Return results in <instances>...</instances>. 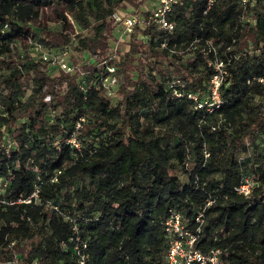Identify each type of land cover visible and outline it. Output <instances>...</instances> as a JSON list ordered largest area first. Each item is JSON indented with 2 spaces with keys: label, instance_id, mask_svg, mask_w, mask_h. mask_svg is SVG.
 <instances>
[{
  "label": "trees",
  "instance_id": "obj_1",
  "mask_svg": "<svg viewBox=\"0 0 264 264\" xmlns=\"http://www.w3.org/2000/svg\"><path fill=\"white\" fill-rule=\"evenodd\" d=\"M156 1L0 0V68L7 70L0 75V177L10 178L2 195L14 201L0 204V264H82L76 245L85 264H167L170 212H182L195 230L204 207L196 248L220 249V264H264V153L247 155L264 138V0L247 7L219 0L208 14L205 0L175 6L171 43L211 38L225 61L222 103L213 111L189 97L210 92L215 67L204 43L170 54L153 23L121 37L114 12L133 3L147 16ZM51 3L63 6V22L70 14L81 32L92 30L75 42L63 31L42 40L50 51L68 50L83 74L42 55L8 59ZM122 42L128 48L118 46L110 61L119 82L109 95L101 63ZM177 77L181 96L168 84ZM146 108L164 112L159 125L144 122ZM78 122L80 148L69 143ZM175 170L187 172L188 182ZM246 180L251 190L240 193Z\"/></svg>",
  "mask_w": 264,
  "mask_h": 264
},
{
  "label": "built area",
  "instance_id": "obj_2",
  "mask_svg": "<svg viewBox=\"0 0 264 264\" xmlns=\"http://www.w3.org/2000/svg\"><path fill=\"white\" fill-rule=\"evenodd\" d=\"M179 0H157L153 3V6L150 9V12L147 16L138 15V8H131L126 6L125 8L118 9L114 12V19L117 24H119L121 30V37L124 34L130 33L133 31L136 25L138 24H149L153 23L157 25L160 29L164 30L165 34L163 35V41L161 42V47L169 51L170 54H177L185 56L189 53L192 47H197L200 43H204L205 50L210 48L212 50L213 56L209 52H204L208 57L209 64L215 67V73L211 78L210 92L205 98H199L197 94L191 93L189 97L194 99L197 103V107L203 108L207 107L208 110L213 111L215 108L219 107L222 103L221 98V85L224 79V76L228 73L223 58L219 56V53L216 50L214 45V40L211 38H203L201 36H196L192 43L185 47L183 45H177L171 43L172 33L176 28V22L171 19V15L175 9L176 4ZM219 0H205L206 7L203 10L204 14H208L215 4ZM242 6L247 7L249 0H240ZM74 22V21H73ZM121 37L119 39H121ZM117 43L114 47V51L106 58L101 65H104L105 72L101 76L103 81V86L108 90L109 95L115 94L116 86L119 82V75L117 73V66L110 61L117 56L118 50ZM182 46L184 48H182ZM68 50L63 52H53L49 49L47 51L43 50L42 58L45 61H48L52 65L60 66L65 72L79 71L83 74L80 64H73L67 60ZM84 58H89L85 54ZM169 87L172 89L173 93L177 96L183 94V82L180 78H173L168 82ZM82 89L87 91L85 84H82ZM50 96L47 97V100H50ZM81 120H85L84 117ZM82 122H78L76 125L75 131L72 133L69 143L73 146L80 148V142L78 140V134ZM10 178L0 177V204H11L14 201L7 200L3 197V191L6 186H8ZM251 190V182L246 180L245 183L241 184L238 187L240 193L248 194ZM39 195V190L36 189L32 196L37 197ZM19 201H22L20 199ZM27 201H31L30 199ZM212 201H209L207 205H210ZM57 208V207H56ZM204 207L201 209L196 216V222L198 223L195 230H191L188 227V220L184 217L183 213L178 210H172L165 221V230L168 238V251H167V264H220V249H213L208 253L202 252L200 249L196 248V241L198 240L199 234L202 232L201 225L204 222ZM76 229L77 226H74ZM86 248V244H83ZM75 249L79 254H81V263L85 264V254L82 253L80 248L76 245ZM12 264V263H8Z\"/></svg>",
  "mask_w": 264,
  "mask_h": 264
},
{
  "label": "rangeland",
  "instance_id": "obj_3",
  "mask_svg": "<svg viewBox=\"0 0 264 264\" xmlns=\"http://www.w3.org/2000/svg\"><path fill=\"white\" fill-rule=\"evenodd\" d=\"M124 5L131 8H137L133 3H125ZM62 9L63 6L58 5V3H51L47 7H44L40 16L30 22L32 27L31 34L28 37L17 41V43L13 46V51L9 55L8 59H12L15 62L21 63L23 60L39 57L43 54V50H48V46H45L42 40H49L51 36L57 31H63L65 34H69L71 36V40L74 42L78 39V33L92 34L91 28H86L83 30V32H81L78 26L73 25V21L75 22V20L70 14L67 15L68 20L63 22L59 16V12L62 11ZM118 33L120 34V32ZM118 46L123 52L128 48V45L124 42L119 43ZM69 50L72 59L76 63H79L80 59L78 58L79 56L76 54V52L72 51L71 49ZM86 55L88 56V54ZM144 69L148 70V67L145 66ZM6 71L7 70L5 68H0V75ZM30 92L31 90L28 89L26 93L27 95L21 99L22 102L28 98V94H30ZM144 111L145 115H147V117L144 115L143 120L145 123H152L156 126L159 125L157 120L163 117L164 112L162 110L146 108ZM260 152L264 153V138L259 142L258 146L252 147L247 155L254 158L255 155L259 154ZM251 166H254V163H252ZM174 173L180 176L183 182H188L189 175L187 172L175 170Z\"/></svg>",
  "mask_w": 264,
  "mask_h": 264
}]
</instances>
